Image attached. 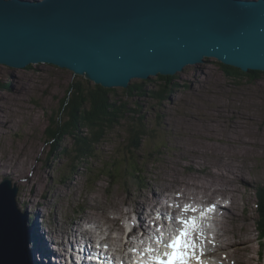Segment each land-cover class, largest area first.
<instances>
[{
	"label": "rangeland",
	"instance_id": "374dc122",
	"mask_svg": "<svg viewBox=\"0 0 264 264\" xmlns=\"http://www.w3.org/2000/svg\"><path fill=\"white\" fill-rule=\"evenodd\" d=\"M8 78L12 80L10 89L0 90V183L16 184L18 211L26 222L30 218L27 210L43 213L45 222L40 230L52 232V241L57 230L69 237L71 227L77 229L91 217L103 221L116 218L119 225H133L134 218L130 224L125 221L128 218L123 213L129 207L123 203L145 190L148 179L153 183L148 181V185H154L161 195H178L179 187L174 184L178 180L211 182L210 173L215 178L211 170L219 168L218 172L227 174L235 168L238 181H245L236 184L241 189L236 196L239 206L230 204L224 214L238 217V230L234 222L230 227L238 243L228 252L243 256L239 264H264V248L258 258L260 219L255 193L264 183V76L255 83L232 81L220 66L203 62L187 66L174 77L177 90L169 101L158 104L149 97L136 96L137 107L135 100L124 94L129 87L111 89L132 110L144 115L147 136L141 148L130 155L126 139L129 123L121 121L97 147L89 167L85 163L78 166L64 156L50 160V145L45 142L49 117L58 110L68 85L76 80L46 68L15 71L0 67V83L7 84ZM156 79L133 81L129 86L146 83L143 89L158 90ZM71 144L69 138L58 145L67 148ZM226 177L236 181L232 174ZM139 187L143 189L138 191ZM129 189L132 194L128 196ZM188 189L186 192L193 194L194 190ZM23 195L29 197L27 207L20 205ZM218 195L210 200H217ZM114 233L109 237L116 238ZM229 234L228 241L233 239ZM38 251L40 254L39 245ZM225 253L222 249L220 258L224 259Z\"/></svg>",
	"mask_w": 264,
	"mask_h": 264
},
{
	"label": "water",
	"instance_id": "95a60500",
	"mask_svg": "<svg viewBox=\"0 0 264 264\" xmlns=\"http://www.w3.org/2000/svg\"><path fill=\"white\" fill-rule=\"evenodd\" d=\"M203 62L264 73V0H0L2 68L127 89ZM17 195L0 183V264H28Z\"/></svg>",
	"mask_w": 264,
	"mask_h": 264
},
{
	"label": "bare ground",
	"instance_id": "6f19581e",
	"mask_svg": "<svg viewBox=\"0 0 264 264\" xmlns=\"http://www.w3.org/2000/svg\"><path fill=\"white\" fill-rule=\"evenodd\" d=\"M32 1L33 2H43L44 0H32ZM242 1H245V0H242ZM218 170L217 171L211 170V172H214L215 174V178H213V173L212 174L210 173V176L212 179L210 180L211 182L205 181V180L201 182L197 181L200 178L193 179L194 181L188 180V182L186 183H183V182L179 183V180L174 183V181L172 180V182L178 185L179 187L178 192L176 191L177 193H180L178 195H172V194H169L168 196L166 194L161 195L156 190V188L153 187L154 185L153 186L148 185V181L152 183V181L149 179L145 183L146 184V187L144 188L145 190L139 192L137 195L132 194L130 189H129L130 193L127 190L126 193H128V196L132 194L131 196H133L134 198L129 196V199L128 200L126 199L124 201L123 204L125 206H128L129 209L126 212H124L123 215L128 218L127 219L128 221L132 219L133 217L132 215H135L137 217L138 219L137 223L132 226H126L125 224H123L124 226L119 225L118 219L116 218H113L112 220H110L108 217H106V219L103 221L101 218L91 217L92 219L83 221L80 224H78L77 229H75L74 227H71V229L69 230L71 235L69 237H67L66 232L57 230L55 233L57 237L53 239L52 241L51 240V238L53 237L52 232H49L47 234L46 232H44V230L43 231L40 230L42 229L41 225L43 224V222H45V217L42 215L43 213H40L37 215V213L27 210V212L30 215V218H28L27 220L28 222H26V219L22 217V219H25V222L23 220V224H24V233L26 237L25 238V248H26L27 262L28 264H33L32 262H35V261H37L35 262V264H64L62 263L64 260V257L61 256L62 262L56 258V252L54 251V249L56 248L52 246L53 243H55L58 246L59 251L62 250V251L69 252L70 255L74 253V251H76L77 245L75 246V243H78V247H80L81 245L83 247V251L85 250L90 251L89 254L86 253L88 256L90 254L94 256L93 251L90 250V248L88 249V247H86L87 242H85L82 239H79V237L86 238V239L89 238L90 240L95 241V239H97L100 235L103 237V241L106 243V245L109 246L111 252H113V256L117 255V256H120L121 259L126 260L124 256L126 254L127 248H129L135 243L136 238L140 237L139 229H142L143 236H147L148 231L151 226L150 222L155 220V215L158 217L159 222H164L165 216L169 214L173 216L176 210L178 211V210H181L182 208H185V204L187 202H195V203L203 204L206 202V199L208 198L210 199L212 195H214L217 192H219V195L221 196H224V197L228 196V198H230L231 200V204H233L234 207H237L238 203H237L236 196L239 195L241 189H238L236 187V184H240L241 181H245V180L238 181L239 178L236 176V174L233 173V172H236L235 168L228 170L227 174L226 173L222 174L218 172ZM231 174L232 176L236 178L235 179L236 181L230 182V179L226 177V175L231 176ZM188 184H191L192 186H186ZM11 185L12 187L14 186L17 187L16 184L12 183ZM21 186H23L22 183H21ZM23 187L25 188V186ZM148 187L149 189H147ZM183 187L186 188V190H183ZM188 187L194 190L193 194L186 192ZM218 188H220V191H217ZM140 189H143V188L139 187L137 190L140 191ZM145 191L147 193H143ZM28 198L29 197H27L26 195H23V197L21 198L20 205L22 206L24 205V207H27L28 205L27 202H29ZM218 209H219V212L221 213L220 218H216L214 219V221L208 222L206 224L208 225V229L210 231L208 232V235H211V237L206 236L205 234H202L201 228L198 230L195 229L192 232V237L194 238L193 242L196 244L197 240H200L198 243L205 244L208 240L214 237V239L210 241V244L207 248L209 249L210 245L216 244L217 246L220 247L219 249L220 251H222V249L227 251V253H225L224 259L223 257L220 258L219 254L213 251L209 256L206 257V260L203 261V264H228V262H231V261L234 262V264H239L242 262V260H244L243 256H239V255H238L239 257L233 256L229 254L228 252V250H230L233 246H235L238 243V242H234L236 239L235 231L233 230V228H230L232 222H234L236 223V225H234L233 227L236 230H238L237 229V226H238L237 218L238 217L232 216V215H235L234 213L224 215L225 213L228 212V208H226L225 206L220 205ZM22 211L24 212V210ZM185 211L188 214H192V210L191 208H188V206H187V210ZM39 217L41 218L39 219ZM194 221H195V225H201L199 223L200 221H197V220H194ZM213 230H214V233H213ZM112 231H115L117 233L116 238L109 237L110 234L114 233V232L112 233ZM229 233H232L233 239L228 241V237L230 235ZM42 234L44 238L42 237ZM200 238H205V240H201ZM36 239H38V241ZM79 241L81 242L80 244H79ZM38 245L41 251L40 254L38 251ZM200 249L201 248H198V246L196 247L195 249L196 256L200 255L201 253ZM59 253L63 255L61 251ZM41 258L43 259L41 260ZM77 262H83V261H80V259L77 258ZM82 264H85V263H82Z\"/></svg>",
	"mask_w": 264,
	"mask_h": 264
},
{
	"label": "trees",
	"instance_id": "16d2710c",
	"mask_svg": "<svg viewBox=\"0 0 264 264\" xmlns=\"http://www.w3.org/2000/svg\"><path fill=\"white\" fill-rule=\"evenodd\" d=\"M218 65L225 77L232 81L246 80L248 83H255L264 76V73L256 71L244 74L235 68L220 63ZM8 79L10 81L7 84L0 83V90L10 89L12 80L11 78ZM156 80L160 82L158 90L148 91L145 88L143 89L146 83L144 85L134 84L129 86L124 94L127 98L131 97L135 100L136 107L138 106L136 103L137 98L140 97L143 99L149 97L158 104L169 101L170 96L177 90V85L173 82L174 77L158 76ZM136 96L138 97L136 98ZM134 109L132 110L128 106L127 101L117 96L114 90L103 89L98 85H90L88 80L85 79L73 81L68 85L64 96L60 99L58 110L49 117V126L45 132V142L50 145L48 158L53 160L56 159L55 157L64 156L71 162L78 164V166L84 163L88 165L89 161L95 157L94 153L97 147L121 121L129 123L126 137L127 147L130 149H128L129 154H134L141 148L148 131L144 124V115L136 113ZM69 138L72 140L70 147L66 148L58 145ZM85 168V170H88L87 167ZM255 193L257 212L260 219L257 229L258 236L261 239L259 242L260 259L264 248L262 245V241H264V183L255 188Z\"/></svg>",
	"mask_w": 264,
	"mask_h": 264
},
{
	"label": "snow or ice",
	"instance_id": "6c2138e0",
	"mask_svg": "<svg viewBox=\"0 0 264 264\" xmlns=\"http://www.w3.org/2000/svg\"><path fill=\"white\" fill-rule=\"evenodd\" d=\"M185 209L187 210V206ZM180 224L181 227L176 229L175 234L165 244L162 255L154 257L156 264H191L192 259H199L195 253L197 246L192 239V232L196 228L194 218H182Z\"/></svg>",
	"mask_w": 264,
	"mask_h": 264
}]
</instances>
